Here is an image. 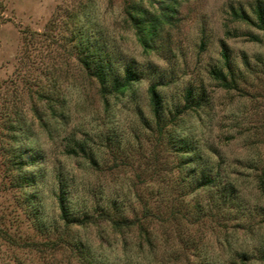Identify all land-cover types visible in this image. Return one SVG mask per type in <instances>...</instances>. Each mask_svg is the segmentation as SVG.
<instances>
[{"label": "rangeland", "instance_id": "rangeland-1", "mask_svg": "<svg viewBox=\"0 0 264 264\" xmlns=\"http://www.w3.org/2000/svg\"><path fill=\"white\" fill-rule=\"evenodd\" d=\"M127 5L159 14L147 0H0V264H81L70 246L49 248L66 231L101 264H264V33L253 23L264 0H178L146 47ZM89 52L92 67L121 78L130 65L138 79L104 100L78 59ZM81 140L85 153L66 152ZM202 167L214 182L190 190ZM61 191L96 222L67 229ZM113 200L130 220L150 208L153 251L137 225L98 217Z\"/></svg>", "mask_w": 264, "mask_h": 264}, {"label": "trees", "instance_id": "trees-1", "mask_svg": "<svg viewBox=\"0 0 264 264\" xmlns=\"http://www.w3.org/2000/svg\"><path fill=\"white\" fill-rule=\"evenodd\" d=\"M147 1L150 3L151 2L155 3L157 1L159 8V14L154 16L153 18H150V20H146L144 14H140V11L138 15L133 14L132 11H134V9L130 5H127L126 8L129 19L136 28L135 33L137 35V38L143 47H146L148 38H151L153 35L156 34L158 27H160L163 23H167L171 20L170 17L175 12V8L178 0H147ZM130 9L132 11H130ZM255 11H256V20L253 23L259 30H261L264 33V13L260 10V8H256ZM241 17L248 19L244 15H241ZM90 53L91 52L87 53L85 56H80L78 59L80 64L83 66V68L86 71L94 74L95 78L99 83V94L104 100H106V95H109L111 93H116L120 95L123 94L128 89V87H130L133 81L138 79L137 73L132 70V67L130 65L129 66L127 65L124 68V74L121 78L115 75V73L108 74V70L106 69L107 68L106 66L99 65L96 66V68L92 67L91 63L93 60H91L92 59L91 55L93 54ZM223 57L225 58V63H227L228 60L227 54L223 53ZM210 74L215 80L219 81V83L223 87L231 88L234 85L233 78L231 76H227V73L224 72L221 68H213L210 71ZM149 97H150L152 111L154 115L158 117L160 96L155 85H151L149 87ZM190 97H191V91L189 90L187 92V100ZM50 99L52 100V98ZM184 149L188 151L189 145L187 144V146H185ZM78 151L81 153L86 152L85 143L83 140H81L80 142L75 141L73 143V146L66 150L68 154H74V155H77ZM195 160L197 162L200 161V159H195ZM91 163L94 165L95 162L91 160ZM194 170L195 169L193 168L191 173H194ZM198 173L199 174L197 179L193 178V181L189 182V184L192 183L194 185L193 187H190V190L199 189L200 187H207L208 185L214 182V177H212L208 172H206V169H204V167L200 168ZM26 182H28V180H26ZM230 186L231 185L220 188L221 189L220 194L216 199L218 200L217 202L220 203V205L221 204L224 205V207L227 204V202L230 199H232L231 190L233 189V186L232 187ZM258 188L260 190V193L264 196V174H261L258 177ZM183 189L184 187H182L180 191ZM57 200H58V208H59V218L64 221V224L67 225V229L72 227V225L85 226L86 224L96 222V220H91L93 213L87 210L81 211L79 215L75 216V214H73V212L70 211V207L66 203V192L61 191L60 194L58 195ZM94 210L97 211L98 217L108 222L112 227V229L116 231H121V232L123 230L130 231L134 225H137L139 227L138 238L140 239V241H144L152 251L154 250L153 248L157 247L155 241L156 238L146 228L147 227L146 222L149 221V218L151 216H154V214H152L148 206L146 205L143 206L141 217L136 216L131 220L125 218L123 209L120 206V204L116 202V200L111 201L108 205L97 204ZM175 215L176 214H174V216ZM37 227L40 228L39 225H37ZM67 232L68 231L60 234L58 237H56L53 240L52 239L49 240L48 241V244L50 245L49 248L70 246L73 249V255L76 256L77 259H79L81 264H101L99 261L96 260L93 251L87 245H85V243L82 240L80 239L73 240L70 237L69 233ZM139 244H141V242H139ZM255 255L257 259L264 261V246L260 245V247L257 248V253H255ZM241 256L243 260L248 257L246 254H242ZM126 264H154V263L126 262ZM155 264H159V263L156 262ZM163 264L165 263L163 262Z\"/></svg>", "mask_w": 264, "mask_h": 264}]
</instances>
